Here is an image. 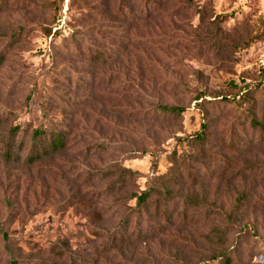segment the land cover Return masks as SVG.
Returning <instances> with one entry per match:
<instances>
[{
  "label": "rangeland",
  "instance_id": "rangeland-1",
  "mask_svg": "<svg viewBox=\"0 0 264 264\" xmlns=\"http://www.w3.org/2000/svg\"><path fill=\"white\" fill-rule=\"evenodd\" d=\"M245 37L259 39L235 55L222 45ZM245 83L263 109L264 0H0V264H34V249L63 239L85 248L87 194L118 165L142 190L196 187L241 223L232 264H264V143L230 97ZM15 125L22 158L37 128L64 131L68 149L7 163ZM203 128L204 146L184 141Z\"/></svg>",
  "mask_w": 264,
  "mask_h": 264
},
{
  "label": "trees",
  "instance_id": "trees-1",
  "mask_svg": "<svg viewBox=\"0 0 264 264\" xmlns=\"http://www.w3.org/2000/svg\"><path fill=\"white\" fill-rule=\"evenodd\" d=\"M258 39L238 38L230 45L223 42V38L221 43L229 45L235 55L238 50L250 47ZM222 45L219 48H223ZM257 89L245 83L230 97L235 100L240 96L235 102L237 110L240 114L251 116V126L264 143V108L259 109L255 103L248 107L254 101L251 95ZM204 95V92L198 94L196 100ZM240 100L246 105L242 106ZM157 107L174 118L182 117L184 112L179 105ZM20 127H10L8 133L11 135L4 141L3 160L7 163L25 164L32 168L66 153L67 136L64 131L37 128L32 132V144L22 158L24 143L16 144ZM184 141L194 146H204L207 129L203 128ZM102 177V181L110 180L106 187L86 196L84 211L88 218V245L85 248L75 246L71 239L54 241L48 252L39 247L30 253L34 264H206L216 260L233 263V256L237 252L233 250L235 246L230 243L229 235L241 223H234L231 213H227L223 206L209 202L207 196L203 197L196 187L176 190L167 186L157 188L151 184L142 190L137 184L138 172L121 165L109 168ZM188 177L193 178L195 184L198 176L190 171ZM162 178L158 177L159 180ZM107 201L110 203L106 205ZM198 210L213 216L214 222L206 220L201 226V221L195 216ZM155 242L159 244L156 251L152 247ZM10 264H19V261L14 257Z\"/></svg>",
  "mask_w": 264,
  "mask_h": 264
}]
</instances>
